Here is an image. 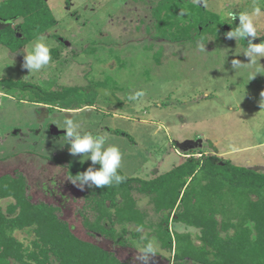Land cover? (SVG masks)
<instances>
[{
  "label": "rangeland",
  "instance_id": "rangeland-1",
  "mask_svg": "<svg viewBox=\"0 0 264 264\" xmlns=\"http://www.w3.org/2000/svg\"><path fill=\"white\" fill-rule=\"evenodd\" d=\"M45 1L57 20L41 35L51 49L52 62L39 72L23 67L24 55L38 37L15 53L0 46V78L45 90L99 83L95 87L98 98L91 107L65 111L31 102L28 92L0 88V176L13 171L26 173L32 192L39 197L42 188L49 191L44 198L63 207L73 232L93 242L74 214L80 205L81 188L47 160L80 162V157L70 155L68 146L63 145L65 133L51 136V127L64 132L65 116L79 122L85 132L108 133V143L122 153L119 171L128 177L149 180L172 170L191 154L215 155L264 173V58L249 63L243 54L247 41L210 33L195 43L152 40L145 31L152 21L148 0ZM186 1L216 14L234 30L239 20L232 22L225 12L247 13L258 33L252 42L264 41V0ZM256 7L261 9L260 15L253 14ZM234 59L241 64L232 65ZM136 91L144 95L130 100ZM46 115L45 123H39L38 118ZM47 123H51L49 130ZM4 201H0L2 208ZM136 205L145 214L144 227L103 222L106 229H113L131 245V249L117 250L120 258L130 254L133 263L139 264L135 261L139 248L145 238H154L156 253L149 264H170L174 250L163 248L157 236L163 213H156L145 197L137 196ZM162 227L172 233H189L194 244H199L197 229L171 219ZM14 237L26 245L33 235L16 231Z\"/></svg>",
  "mask_w": 264,
  "mask_h": 264
},
{
  "label": "trees",
  "instance_id": "trees-1",
  "mask_svg": "<svg viewBox=\"0 0 264 264\" xmlns=\"http://www.w3.org/2000/svg\"><path fill=\"white\" fill-rule=\"evenodd\" d=\"M148 3L152 21L145 31L152 40L195 43L202 42L205 34L216 36L234 30L216 14L186 0ZM56 24L45 0L0 2V46L12 53ZM159 48L155 53L159 55L157 63L162 50ZM98 85L45 90L0 78V88L28 92L31 102L61 110L93 106ZM48 160L72 176L85 171L91 163ZM119 173L126 178L119 185H86L80 194V205L75 207L76 218L93 242L79 238L63 207L37 197L24 175L15 172L0 176V201L5 200L4 208L0 205V264H134L132 255L126 254L122 259L117 252L131 249V245L124 243L113 229H106L104 223L144 227L145 214L136 205L137 196L148 198L154 211L163 213L157 236L163 248L174 250L170 264H264V173L203 154H191L172 170L149 180ZM170 219L197 229L199 244H194L189 233H172L162 227ZM249 221L254 222L252 229L245 227ZM16 231H27L33 238L25 245L14 237Z\"/></svg>",
  "mask_w": 264,
  "mask_h": 264
},
{
  "label": "clouds",
  "instance_id": "clouds-1",
  "mask_svg": "<svg viewBox=\"0 0 264 264\" xmlns=\"http://www.w3.org/2000/svg\"><path fill=\"white\" fill-rule=\"evenodd\" d=\"M254 15H260L261 9L254 8ZM225 17L232 22L235 19L239 20L238 26L235 30L230 31L227 37L232 39H243L247 41V48L243 53L249 58V63H257L260 58H264V41L254 44L252 41L258 38L257 29L251 17L247 13H236L233 10H227ZM45 37L40 36L32 46L31 50L24 55L23 67L29 72H39L44 67L52 62L51 49L47 43L44 42ZM201 49L205 45H199ZM240 61L233 60L232 65H240ZM0 74V76H2ZM144 95L143 91H136L129 96L130 100H137ZM67 111V110H65ZM61 129L64 130V144L68 146V151L73 157H80V163L90 161L89 167L82 173H77L75 176L66 174V178L74 185L83 190L88 187L105 188L114 185H119L125 181V177L119 173L122 163V153L115 145L108 143V133L96 134L85 132L82 130L79 122L70 116L63 118ZM99 165V168H95ZM53 186L55 183L53 182ZM245 227L252 229L254 222L249 221ZM145 243L139 248L138 254L135 256V261L139 264H149V260L156 253V241L154 238H145Z\"/></svg>",
  "mask_w": 264,
  "mask_h": 264
},
{
  "label": "flooded vegetation",
  "instance_id": "flooded-vegetation-1",
  "mask_svg": "<svg viewBox=\"0 0 264 264\" xmlns=\"http://www.w3.org/2000/svg\"><path fill=\"white\" fill-rule=\"evenodd\" d=\"M58 41H59V43H63V44H65V42L61 39V38H59V37H55ZM36 104V103H35ZM38 105H40V104H38ZM45 106H47V105H45ZM55 109H57V108H55ZM49 115V114H48ZM48 115H46V116H43V117H39L38 118V120H39V123H42V124H44L45 123V119H46V117L48 116ZM50 126H51V123H47V129L49 130V128H50ZM52 128V127H51ZM56 131H58V130H56ZM50 132H51V136H55V137H58V136H56V135H53L52 134V129H50ZM59 132V131H58ZM45 160V159H44ZM48 160V159H47ZM49 161V160H48ZM51 164H53V165H55V166H57L56 164H54L53 162H51V161H49ZM57 167H59V166H57ZM60 168V167H59ZM60 169H62V168H60ZM63 170V169H62ZM64 171V170H63ZM16 171H13V173H9L10 175H13L14 173H15ZM19 173H21L22 175H24L27 179H28V175L26 174V173H24L23 171H19ZM64 173V177L66 178V175H65V172H63ZM67 179V178H66ZM68 180V179H67ZM69 181V180H68ZM70 182V181H69ZM50 185H53V182L51 181L50 182ZM43 187H45L44 185H43ZM45 188H42V192H40L41 194L43 193V195L42 196H39V197H41V198H43V199H45V200H49V199H46V198H44V197H48L47 195H46V193L47 192H49V191H45L44 190ZM52 201V200H51Z\"/></svg>",
  "mask_w": 264,
  "mask_h": 264
},
{
  "label": "water",
  "instance_id": "water-1",
  "mask_svg": "<svg viewBox=\"0 0 264 264\" xmlns=\"http://www.w3.org/2000/svg\"><path fill=\"white\" fill-rule=\"evenodd\" d=\"M17 37H19V36H17ZM51 129H52V134L53 135L64 134V132H58V131H56V129L53 128V127ZM194 145L196 146L197 144L195 143Z\"/></svg>",
  "mask_w": 264,
  "mask_h": 264
}]
</instances>
